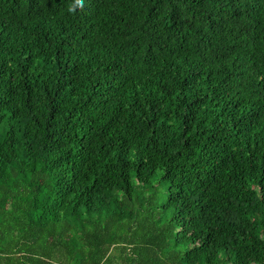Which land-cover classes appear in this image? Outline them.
Returning a JSON list of instances; mask_svg holds the SVG:
<instances>
[{
    "label": "trees",
    "instance_id": "16d2710c",
    "mask_svg": "<svg viewBox=\"0 0 264 264\" xmlns=\"http://www.w3.org/2000/svg\"><path fill=\"white\" fill-rule=\"evenodd\" d=\"M0 264H264V0H0Z\"/></svg>",
    "mask_w": 264,
    "mask_h": 264
}]
</instances>
